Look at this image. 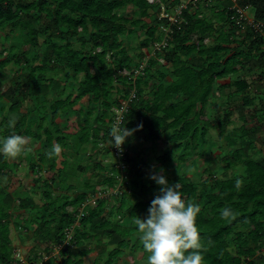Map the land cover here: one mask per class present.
Masks as SVG:
<instances>
[{"label":"trees","instance_id":"16d2710c","mask_svg":"<svg viewBox=\"0 0 264 264\" xmlns=\"http://www.w3.org/2000/svg\"><path fill=\"white\" fill-rule=\"evenodd\" d=\"M160 1L166 4L168 11L180 2ZM220 2L211 7V17L203 15L199 9L191 14L186 11L187 20L172 26V32L162 37L157 24L146 28L143 21L150 16L149 8H154L155 21L165 22L158 16L160 6L147 0H0L3 41L19 37L18 43L0 50V58L6 51L10 53L0 59V69L12 64L20 74L26 71L25 81L15 77L5 87L0 76V101L8 102L0 105V137L20 135L30 119L29 125L35 129L28 128V135L44 142L46 149V155L39 153V164L32 165L37 172L45 165L44 171L49 178L44 181L46 202L41 205L31 197L19 198L0 188V264H13L15 258L9 219H15L17 215L12 211L17 209L32 212L28 219L20 220L26 226H34L35 247L47 244L44 250L48 254L52 247L49 244H54L55 248L60 246V261L55 263L52 255L43 259L35 251L26 256L24 263L17 261L15 264L39 261L40 264H82L92 252L91 242L101 243L103 237L107 238V244L115 247L106 259H94L93 264H113L127 249L143 248L136 226L120 227L118 220L113 222L112 219L116 216L120 219L124 214L131 218L141 214V219L147 216L152 199L159 194V186L146 184L144 173L151 169L163 174L169 182L173 150L157 154L155 167H149L138 163L135 155L130 156V141L141 135L152 143L164 141L173 147L181 148L185 143V149L177 155L180 164L191 154L201 156L199 142L205 141L211 126L223 135L236 110L242 123L237 130L231 129L228 142L238 146L224 155L222 168L227 175L231 167L241 164L243 173L219 179L215 173L208 172L200 181L183 173L174 182L179 184L186 203L201 207L197 226L202 237L203 264H264V156H254L260 127H247L245 115L249 113V118L264 116V35L250 27L240 34L231 18L234 14L231 5L227 0ZM239 2L241 6L252 4L254 19L264 23V0ZM129 6L140 10V18L119 13ZM219 24L222 27H217ZM137 27L145 29L146 37L140 39L141 51L134 58L129 53L131 46L125 45V37L131 36ZM157 42L163 47L156 53L158 56L163 53L165 63H160L156 55L144 58L143 47H151L152 52ZM39 48H44L41 59ZM32 49L36 52L33 57L30 56ZM257 67L262 72L255 75L252 71ZM245 70L254 76L251 82L255 91L251 90L254 85L245 76L237 77ZM60 74H63L64 83L57 80ZM228 76H233L232 81L220 84L218 90L223 94L225 88L234 87L237 96L226 106L215 102L211 110L215 84ZM148 86L150 90L145 92ZM75 88L76 93L71 91ZM51 91L57 96L49 99ZM122 100L128 102V110L122 112L124 118L119 126L136 129L142 125V128L126 138L124 153L116 157L109 143V132L119 114L115 109L121 108ZM27 101L35 104V108L29 109L30 114L23 111ZM80 102L87 103L86 111L82 104L80 108V115L85 113V116L76 121L78 130L65 136L63 131L74 127V123L62 127L60 116L74 110ZM97 109L99 112L95 114ZM43 110L47 113L41 115ZM3 111L14 114L13 127H9L6 115L2 117ZM213 112L218 117L212 125ZM67 121L69 118L64 122ZM74 135L75 140L69 143L68 137ZM90 141L95 148L92 152L87 149ZM56 143L61 144L62 152L49 157ZM80 152H86V158L93 164L78 168L81 171L91 168L95 182L85 179L86 191L73 199L63 195L53 197L52 182L65 183L67 160L74 156L77 161ZM111 156L116 159L110 165L103 163ZM8 168L7 158L0 155V172L3 174ZM72 188L73 185L68 186ZM116 188L115 193L99 198L95 205L87 202L95 192L105 193ZM129 199L134 201L131 203ZM85 202L88 204L81 212ZM226 207L234 213L227 220L219 216ZM15 227L21 225L16 223ZM131 236H136L133 242ZM130 260L134 259L130 257Z\"/></svg>","mask_w":264,"mask_h":264},{"label":"rangeland","instance_id":"374dc122","mask_svg":"<svg viewBox=\"0 0 264 264\" xmlns=\"http://www.w3.org/2000/svg\"><path fill=\"white\" fill-rule=\"evenodd\" d=\"M213 1V5L214 4H220V0H212ZM229 2L230 5L233 4L232 0H227ZM163 3H157L158 7L160 6V15L162 16V14H166L164 12V7H166ZM203 3H199L198 4V9L202 10V14L207 16V17H211L213 15V13L211 12V7L210 6L207 8H205V6H203V8H200V6H202ZM197 8H191L190 11H188L190 14L191 13H195V10ZM216 9V7H215ZM255 7L251 4L248 7V14L253 17L254 14V10ZM156 10V9H155ZM154 8H149L148 12L150 14V16L146 17L143 21L146 24V28H148L149 26H155L156 24L157 29L159 30L158 33L161 31L162 34L160 33V35L162 37H166L165 33L166 30L168 29V23L167 22H162V20H160V22L155 21V12ZM172 11H170L169 13L172 14L174 12V9H171ZM119 13L121 15H130V17H132L133 19H137L140 18V10L135 8V7H131L129 6L128 8H123L119 11ZM160 16V17H161ZM183 20H187L186 16H183ZM130 27V26H128ZM217 27H222L221 24L217 25ZM2 32L0 31V50L2 51L3 48H8L11 43H18V39L19 37H12L10 41H3L2 38ZM146 37V33H145V29L142 27H137L136 31L128 37H125V45H130L131 48L129 50V53L131 54V56H133L134 58H136V56L140 53V49L141 47H139V43H140V39H143ZM196 36L194 35V40H195ZM41 40V38L39 39V41ZM74 40L75 39H71ZM209 41V39H208ZM207 41V43H209ZM210 46H212V44L209 43ZM26 47H29V45H26ZM144 49L142 50L144 55L147 53H150L151 47H143ZM35 50L32 49L31 52V57H33L35 55ZM44 53V48H39L38 51V55L40 56V59L42 58V55ZM10 55L9 51H6L5 53H3V56L0 58L2 59L5 56ZM38 62V61H37ZM256 70H253L252 72L257 75L259 73H261V68L257 67L255 68ZM0 72H3L4 74L0 75L1 77V81L5 86H8L9 81H12L14 79H16L15 77H18V79L22 78L25 76V72H21V74L19 73V70L17 69V67L13 66L12 64L5 67L3 70L0 69ZM50 76V75H49ZM246 77V79L248 81H250V83L252 85H254L252 81V78L254 76H252V73L249 74V70H245L242 73H240L239 75H237V77L243 78ZM82 78L81 76L79 77V79ZM234 78H236L234 76ZM17 79V80H18ZM21 79V80H22ZM233 76H228L226 78H221L220 80H218L215 84V90L213 92V95L211 96V110H213L212 104H214L215 102H221V103H225V106L227 105L226 103H229V101L231 100L232 97L237 96V92L235 90L234 87H228L225 88L223 91V94L221 91L218 90V86L220 84H226L229 81H232ZM25 81V79H23ZM57 80H59L61 83H64V78H63V74H60L59 77L57 78ZM151 86H148V88L146 89L145 92H148L150 90ZM255 85L251 88L252 91H255ZM71 91L76 93V88L72 89ZM260 92V91H259ZM56 94L51 91L48 95L49 99H52ZM258 95H261V93H258ZM57 96V95H56ZM175 101H177V99H174ZM3 103L8 104V102H6V100H2L0 101V105H2ZM81 104L84 107V110L86 111V107H87V103H79L78 105L75 106L74 110H69L65 113H62L60 116L61 120V126L65 127L66 125L71 124V122L73 121L74 123V127L71 126L70 128H68L65 131H63V134L69 135L70 132H76L78 130V126L75 125L76 121L80 118L82 119L85 116V113H83L82 115H80V108L82 107ZM235 105H237V103H234ZM24 109L23 111H27L28 114H30L29 109L35 108V104H33L32 102H24L23 105ZM82 111V110H81ZM99 112V110L97 109V111H95V114H97ZM41 115H44L45 113H47V110H43L40 111ZM2 117L6 115V118L9 119L10 121L15 120V116L13 113L10 112H2ZM39 115V114H38ZM218 114H215L213 112L212 114V118H211V124L213 125L215 123V119L218 117ZM246 125L247 127H255L258 126L260 127V133L256 134V145L258 148H256V150H254V156L256 158L260 157L261 155L264 156V146H263V140H264V116L260 115V118H249V113H246ZM40 117V116H39ZM38 117V118H39ZM69 121L64 122L65 119H68ZM232 122L229 123L227 125V130L223 135H220V130L218 128H214V127H210L208 129V134L205 138L204 142H199L200 144V151H201V156H192L191 155H187L188 157L184 160V162H180L179 164V160H177V155H180V153L183 152V149H185V143H183L181 145V148L179 147H173L171 145H168L166 142L164 141H160L158 143H152L151 141L145 140L143 138V136L138 135L136 137H131L133 138L131 141L134 142L132 144V142L130 141V146H132V150H130V156H134V158L136 159V161L138 163H145L147 166H151V167H155L154 165L156 164L155 161V156L159 153L168 151V150H173V157L172 160H170L169 162V166H170V180H169V184H174V179H180V174H183L185 176H190V178L194 181H200V180H204L207 176H208V172H213L216 175V178H225V176L229 175V176H236L238 174H242L243 173V166L241 164H235L233 167H231L225 175L223 173V157L225 154L230 153L234 150V148H236L238 145L232 146L229 142H228V136H229V132L232 131L231 129L237 130L240 126V124L242 123V121L240 120V116H239V112L236 110V112L233 114V116H231ZM30 119L27 121L26 127L23 129L24 131L20 134L22 136H24L27 139V144L25 145V150L22 152L21 155H19L16 158H7L8 163H9V168L5 169V172L2 174L0 172V188H3L4 190H7V192H11L13 195L17 196L19 195V198H33L34 201H36V204L41 205L43 203H45V198L43 196V191L45 189L44 186V181H46L48 178V174L44 171L46 170V166L44 165L43 168H41V171L37 172L35 171L34 167H33V163H38L39 161V153H45L46 155V149L44 146V142L42 141H37L34 139L33 136H29L28 135V128L32 131L33 129H35V127H30L29 125ZM75 128V129H74ZM64 136V135H63ZM129 138V137H128ZM71 140L74 141L75 140V135L73 136V138H69L68 137V142L71 143ZM127 145H128V141H127ZM40 149V151H39ZM87 149L88 151H94L93 149V142H89L87 144ZM39 151V152H38ZM95 152H93L92 154H94ZM172 154V153H171ZM105 155V154H104ZM48 157V155H47ZM46 157V158H47ZM74 157V156H73ZM72 156H70L68 158V165L65 168L64 171V175L68 176L66 178L65 183L63 182H52V196L56 197V195H63V196H69L71 199L75 198L78 194L82 193L84 190L86 191V187L83 186V182L85 179L90 178L91 182H95V174L93 170H91V168L85 169L84 171H81V169H79V166H82L83 168H85L86 166L93 164V162L91 161V159L86 158V152H80L79 156H77L78 160L76 161V159H74ZM107 157V156H106ZM33 158V159H32ZM110 160L108 161V163H106L107 165H110L111 161L114 160L113 156H111V158H109ZM39 164V163H38ZM81 167V168H82ZM210 168L209 171L206 169ZM147 172V173H146ZM145 175L144 180L146 184H151L154 183L151 179H149V176L152 174H155L151 169L149 171H145L144 173ZM174 176V177H173ZM219 178V179H220ZM215 179V178H213ZM69 185H73L72 190L68 189ZM88 191V190H87ZM138 200V199H137ZM136 200V201H137ZM129 202H133L134 199H129ZM18 200L16 201V199L14 200L15 205H17ZM16 212V213H15ZM12 214H16L17 216L14 218L9 219V226H10V238H11V247L13 250V258L16 256L17 258H14L12 260L13 264H15L17 261H23V259L26 261V256L27 255H32L33 252H37L38 255H40L41 257H43V259H47L48 257L55 256L53 258L54 262L57 263L60 261L59 259V248H55L54 244H49L50 246H52L49 250L50 252L48 254H46V251L44 250V248L46 247L47 244H42L38 247H35V235L33 233V225H24V222L20 220V218L23 219H28V217H30V215H32L31 210H22V209H17L15 211H12ZM34 214V213H33ZM141 214L137 215V217L135 218H131L128 217L127 214H124V216H122L120 219L116 216L115 218L112 219L113 222L118 220V224L120 227H134L136 226L135 224V220L136 218H140ZM141 219V218H140ZM16 223H18V225L20 224L21 227H15ZM136 236H131V242H133L135 240ZM107 240L106 237H103L101 243H97V242H91V248H92V252L86 256L84 258V262L82 264H93L94 263V259H98L100 258L101 260H104L107 258V254L109 251H111L113 249V245H109L107 244V242H105ZM60 247V246H59ZM264 251V250H262ZM146 253L143 250V248H139L138 250L134 251L131 249H127L125 251V254H121L119 256H117V258L114 260L113 264H146ZM130 257H132L134 260L131 261ZM41 259V258H40ZM34 264H40L39 263H34Z\"/></svg>","mask_w":264,"mask_h":264},{"label":"clouds","instance_id":"9594fccd","mask_svg":"<svg viewBox=\"0 0 264 264\" xmlns=\"http://www.w3.org/2000/svg\"><path fill=\"white\" fill-rule=\"evenodd\" d=\"M147 1L150 4L162 3L160 0ZM200 3H203L202 6L205 5L207 8L213 5L212 0H204ZM248 7L247 15L254 19V14L253 17L248 14ZM246 29L247 26L244 30L239 28V33L243 34ZM159 45L162 44L155 43L153 51L145 54L144 58L156 55L160 63H165L162 58L163 53L161 56L156 53L161 50ZM14 123V121H10L9 127H13ZM141 128L142 125H138L136 129H126L125 126L121 128L119 123L113 124L109 132V143L112 147L119 149L126 142V138ZM26 144L27 139L22 135L11 134L0 137V155L16 158L25 150ZM61 152V144L56 143L48 155L49 157L58 156ZM108 159H105L104 162L108 163L110 160ZM149 179L159 186V194L152 199L147 216L144 219L136 218L135 220L138 240L147 254L146 264H203L202 237L197 226V217L201 212L200 205L186 203L181 196L179 184H169L163 174H152ZM233 215L230 207L224 208L219 213L220 218L225 220L230 219Z\"/></svg>","mask_w":264,"mask_h":264},{"label":"built area","instance_id":"2783aa9c","mask_svg":"<svg viewBox=\"0 0 264 264\" xmlns=\"http://www.w3.org/2000/svg\"><path fill=\"white\" fill-rule=\"evenodd\" d=\"M202 1L204 0H181L179 4L173 7L174 12L172 14H170L169 13L170 11H168L166 7H164V12L166 14H162V16L159 15V17L161 16L160 19H163L167 21L168 23V29L166 30V35L172 32V28H171L172 26H177L179 22L183 20L184 13L186 11H190L191 8L192 9L197 8L198 4ZM232 2L233 4L231 5V8L234 10V14L232 15L231 18L234 21V23L242 30H244L245 27L247 26V27L254 29L256 32H259L264 35V24L259 21L254 20L253 18H250L247 15L246 10L248 6H241L238 0H232ZM161 47H163V45H159V49ZM121 104H122L121 108L115 109L116 111H119V114L115 118L114 124L119 123V125H121V123L123 122V118H124V114L122 112L128 110V102L126 100H122ZM124 150H125L124 144L119 149L115 147L112 148V152L114 153L113 155L116 157L122 156V154L124 153ZM116 191H117V188L115 190H111V189L107 190L105 193L95 192L93 196L89 197L87 202L92 205H95L99 198L107 197L108 195H111L115 193ZM87 202L82 204L80 208L81 212L84 210L85 206L88 204ZM15 258L17 257L15 256ZM21 262L24 263L25 260L23 259V261Z\"/></svg>","mask_w":264,"mask_h":264},{"label":"crops","instance_id":"0c3cea01","mask_svg":"<svg viewBox=\"0 0 264 264\" xmlns=\"http://www.w3.org/2000/svg\"><path fill=\"white\" fill-rule=\"evenodd\" d=\"M60 121V120H59Z\"/></svg>","mask_w":264,"mask_h":264}]
</instances>
